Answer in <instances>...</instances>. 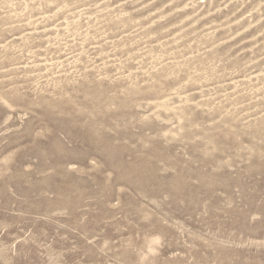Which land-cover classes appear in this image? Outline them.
Instances as JSON below:
<instances>
[{
    "label": "rangeland",
    "instance_id": "obj_1",
    "mask_svg": "<svg viewBox=\"0 0 264 264\" xmlns=\"http://www.w3.org/2000/svg\"><path fill=\"white\" fill-rule=\"evenodd\" d=\"M0 264H264V0H0Z\"/></svg>",
    "mask_w": 264,
    "mask_h": 264
}]
</instances>
